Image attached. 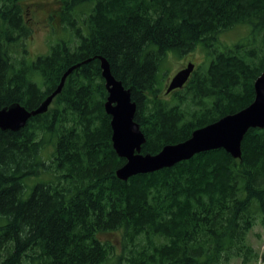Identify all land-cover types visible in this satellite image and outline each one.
<instances>
[{
	"label": "trees",
	"instance_id": "obj_1",
	"mask_svg": "<svg viewBox=\"0 0 264 264\" xmlns=\"http://www.w3.org/2000/svg\"><path fill=\"white\" fill-rule=\"evenodd\" d=\"M59 1L66 37L28 59L17 46L30 11L0 0V108H37L80 64L45 112L0 129V264L264 263L247 240L257 217L264 231V128L246 131L239 158L207 150L119 179L126 160L112 146L97 58L130 89L141 153L156 154L252 102L264 72V0ZM241 24L248 37L223 45L220 34ZM198 44L202 60L165 93L168 58ZM111 231L118 252L102 237Z\"/></svg>",
	"mask_w": 264,
	"mask_h": 264
},
{
	"label": "water",
	"instance_id": "obj_2",
	"mask_svg": "<svg viewBox=\"0 0 264 264\" xmlns=\"http://www.w3.org/2000/svg\"><path fill=\"white\" fill-rule=\"evenodd\" d=\"M97 58L107 90L104 108L110 116L112 146L117 155L126 160L116 170L119 179L126 180L135 174L170 167L207 150L222 148L234 158H239L241 141L246 131L249 128H264V72H262L254 81V98L249 105L215 122L196 128L190 137L182 142L165 145L156 154H143L141 145L145 142V137L139 124L134 120L136 104L131 99L130 89L125 88L121 81L111 74L109 63L104 57L98 55ZM79 65L77 63L63 73L56 89L37 108L28 110L18 102L0 108V129L17 131L25 126L31 116L45 112L53 98L61 91L67 75ZM193 68L194 64L188 62L185 67L178 70L167 84L165 93L181 88Z\"/></svg>",
	"mask_w": 264,
	"mask_h": 264
},
{
	"label": "rangeland",
	"instance_id": "obj_3",
	"mask_svg": "<svg viewBox=\"0 0 264 264\" xmlns=\"http://www.w3.org/2000/svg\"><path fill=\"white\" fill-rule=\"evenodd\" d=\"M22 3L30 11V19L28 25L31 30L27 38L18 44L17 48L21 50L22 46L27 48L26 57L33 59L37 55L44 54L48 51L49 45L58 40H63L67 32L62 30L63 23L59 18L60 1L59 0H22ZM249 35L248 25H236L232 29L220 34L219 39L223 45H232L233 43L244 41ZM198 44L193 52L187 53L182 57L170 56L162 68L160 74L165 71V88L171 77L181 68L185 67L188 62L194 64L202 60L203 50ZM164 72V73H163ZM45 174H42L37 180L45 179ZM114 247L115 251L120 249V235L117 231L107 232L102 235ZM248 243L260 254L264 250V231L260 225V219L257 217L253 227L248 232ZM107 264H114L109 260ZM228 264H245L238 258H233ZM248 264H264L261 258L254 260Z\"/></svg>",
	"mask_w": 264,
	"mask_h": 264
}]
</instances>
